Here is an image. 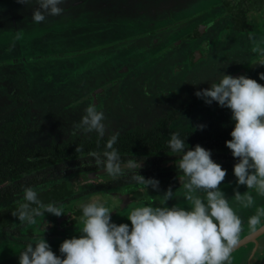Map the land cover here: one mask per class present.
<instances>
[{"label": "rangeland", "instance_id": "374dc122", "mask_svg": "<svg viewBox=\"0 0 264 264\" xmlns=\"http://www.w3.org/2000/svg\"><path fill=\"white\" fill-rule=\"evenodd\" d=\"M150 1L153 4L151 9L144 8L155 16L166 15L173 7L186 8L190 1L198 2ZM145 3V0L138 1L142 6ZM201 3L215 5L213 7L220 10L210 16L190 19L191 22L179 28L178 32L168 36L165 34L157 40L154 39L157 31L149 28L153 22L162 19L151 22L145 18L142 25L141 20L137 22L134 19V15H123L119 7L113 12L115 16H105L106 20L99 26L84 31V21L90 18L61 20L62 28L59 31L47 28L40 31L43 25H33L28 33H20L19 39L16 38L17 30H14L17 33L12 30L0 33V159L13 147L35 149L52 141L96 134H72L74 122L81 119L89 104H94L98 111L105 114L106 135L148 128L181 105H186V108L173 121L176 128L198 127L201 124L207 127L215 118L223 120L231 116L230 109L222 108L216 102L208 105L195 93L210 87L222 73L245 75L264 84L259 75L264 72V64H261L264 62V7L249 12V22L254 27L239 32L234 28L230 14L218 0H204ZM119 14L121 16H117ZM80 23L83 26L79 25L76 32L70 27L64 28ZM138 23L143 27L137 30ZM44 25L52 27L54 23L47 22ZM197 28L201 30L199 33L193 38L187 37L185 30ZM15 41L19 43L15 44L18 48L10 49L8 44ZM87 47L89 49H81ZM14 57L17 60H12ZM201 79L206 80L198 83ZM15 124L24 126V129L16 130L22 131V140L16 144L8 133ZM179 158L180 155L175 154L162 160L160 166L168 172L165 174L176 177L182 175L175 163ZM212 158L223 168L227 167V176L220 188L240 215L241 233H244L249 227L248 218L254 214L255 208L241 209L231 201L237 189V178L233 173L237 160L234 157ZM75 161L56 166V172L61 174L60 179H69L76 189L71 195L75 198L71 200L79 204L98 201L103 190L79 194L77 183L82 181L79 178L90 176L98 181L110 176L99 167L87 175V169H78ZM137 186L142 190L140 201L143 206L162 201V194L166 191L157 192L152 188ZM41 187L39 185L34 189ZM180 187L179 183L176 188H172L177 197L167 201H171L174 206L186 203L181 198L183 189ZM238 190L244 193L247 187L241 185ZM252 194L255 196L254 192ZM23 195L24 192L15 195L1 203L0 207L8 201L22 199ZM255 199L256 206H264V198L255 196ZM25 224L17 220L13 225L21 231ZM76 229L79 230V226ZM18 239L21 240V233L18 237H11L0 232V264H19V252L24 249V245L16 242Z\"/></svg>", "mask_w": 264, "mask_h": 264}, {"label": "clouds", "instance_id": "9594fccd", "mask_svg": "<svg viewBox=\"0 0 264 264\" xmlns=\"http://www.w3.org/2000/svg\"><path fill=\"white\" fill-rule=\"evenodd\" d=\"M17 2L27 6L34 2L31 22L39 24L49 16L62 15L66 0ZM20 36L18 33L16 38ZM259 75L264 80V72ZM195 95L208 105L216 102L231 111L234 128L226 147L237 160L233 167L237 189L231 201L241 209L255 208L248 225L256 231L264 219V206H256L255 199V196L264 198V84L245 75L222 73L210 87L197 90ZM105 119L103 111L89 104L81 119L74 122L72 134L95 132L99 138H104L108 132ZM198 127L203 130L205 125ZM118 136V132L109 136L103 158L97 152L90 153L96 166L113 179L124 175L126 168L134 173L131 179L138 185L159 192L158 179L140 174V160H129L122 167L114 148ZM168 147L171 153L181 154L175 163L182 173L178 176L182 197L190 209L167 206V201L177 197L169 186L162 194L160 205L134 207L126 215L131 221L129 226L113 222V210L92 201L81 205L80 235L65 239L59 256L52 251L44 234H38L19 252V264H232V253L240 243L242 219L220 188L227 170L213 160L210 149L200 144L186 148L185 140L178 133L171 134ZM79 151L77 147L76 152ZM241 185L247 187L246 192L238 190ZM23 191V202L12 211L21 223L34 225L36 218L44 217L45 213L56 217L67 213L62 205L43 203L34 188L27 187Z\"/></svg>", "mask_w": 264, "mask_h": 264}, {"label": "flooded vegetation", "instance_id": "af4514ba", "mask_svg": "<svg viewBox=\"0 0 264 264\" xmlns=\"http://www.w3.org/2000/svg\"><path fill=\"white\" fill-rule=\"evenodd\" d=\"M11 2H5V0H0V33L3 34L4 32H13L18 31V33H28V30L33 25H43L40 27V31H43L44 28L47 29H54V30H60L62 26L60 24L63 22L61 20L66 21L67 18H90L86 19L84 22H86V25L83 26L82 23L80 24H70L66 25L64 28L70 27L73 32H76L79 25L86 27L83 28L84 30H87L88 28L93 29L94 26H99V24L102 23L103 20H106L105 16H115L113 15V12L116 11V8H120V12L124 13L123 15H134V19L140 23L144 21L145 18H149L151 22L154 20H157V18H160L162 20L155 21L151 24L150 30L157 31V37L154 39L157 40L158 38H162L165 36H168V34L173 32H178L179 28H183L184 26L188 25L191 20L194 18H201L203 16L212 15L214 12H217L220 9H215V5H211L208 3L202 4L204 0H197V3H193V1L188 2V6L186 8L182 7H173L172 11H170L168 14H162L159 16H155L149 12H146V9L144 7H147V9H151L152 7V1L145 0L146 3L138 4V1L141 0H66V2L62 5L64 8V12L60 16H49L47 19L39 24H35L31 22L32 18V7H35V3L33 2L31 5L27 6L21 3H18L17 0H10ZM222 5L223 9L230 14L231 20L233 23V15L234 13L232 10L230 11L228 9V6L226 4L227 1H234V0H218ZM236 1V0H235ZM4 6L2 7V5ZM198 4V5H197ZM201 4V5H200ZM197 5V6H196ZM200 5V6H199ZM112 11V13H110ZM85 13V15H84ZM121 16V14L117 15ZM175 17V18H174ZM191 19V20H190ZM171 20V21H169ZM54 21V22H51ZM159 21H163V23H159ZM54 23V26H46L44 23ZM142 24V23H141ZM148 24V23H147ZM147 24H144L145 26ZM143 25V24H142ZM137 24V30L141 29L143 26ZM233 26L235 28V25L233 23ZM5 27V28H3ZM7 28V29H6ZM13 28V29H12ZM129 29V28H128ZM193 29L196 31H191L189 29L185 30L186 33H188L187 37L193 38L195 34L199 33L201 30ZM236 29V28H235ZM17 30V31H14ZM246 31V30H245ZM190 32V33H189ZM243 32V31H239ZM158 33H160V36H158ZM15 44H19L17 41L8 44L10 46V49L18 48ZM7 46V47H9ZM20 48V47H19ZM82 50L89 49L87 48H81ZM2 54V53H1ZM24 57V56H23ZM22 54H21V58ZM17 60V57H14ZM2 59V58H1ZM8 59H5L7 61ZM22 140V139H21ZM54 142H60V141H52ZM50 143V144H51ZM48 145V144H47ZM7 154V153H6ZM175 155V154H174ZM181 155V154H179ZM5 156V155H4ZM3 156V157H4ZM2 157V158H3ZM128 160H143L142 165L146 163V159L144 158H130ZM120 161L122 164V167L124 166V162L128 161ZM95 160L88 159L86 161L81 160V163L78 164V169L85 168L87 169V175H90L93 173L94 169L97 167L96 165L90 168L81 167L84 166L83 164H93ZM59 165V164H57ZM81 167V168H79ZM162 170V168H161ZM164 173L160 176L156 177H148V178H156L160 181V191H165L171 186V188H176L177 185L180 183L178 180V177L175 175H167L168 172L166 170H162ZM126 172H132L125 168L124 175L120 176L117 179H113L112 177H107L98 181H94L93 177L86 176L87 178H79L82 181H79L77 183L78 186V193H86V192H95V191H102L104 192L101 195V198L98 200V202L103 203L106 207H108L110 210H113L111 213L112 221L116 224L121 223H128L129 226H131V221L127 219V214L134 208L138 206H143L142 202L140 201L141 198V187L137 186V183L131 179H126L127 176L125 175ZM54 173L57 174L55 177H49L46 180H43L37 184L31 185L29 187H36L39 185H42L41 189H37L36 191L38 193L44 194L46 190H49L51 188H54L57 186L58 190L60 188V184H65L66 188L73 190V192L69 193L68 195L64 196L61 200L59 197H54L50 200H44L43 197H39L40 200L45 203H54L57 206H63L67 213L60 217H56L52 214L45 213L44 217H37V223L34 225H28L25 224V226H22V230L20 231V228L14 227L13 224L17 223L18 217H14L11 213H9V219L5 220V224L7 225V230L3 231L0 227V232L4 233L6 236L11 237H18L21 233V240L18 239L19 243H22L24 245L23 248L27 246L29 242L34 241V238L39 234L42 236L44 234V238L46 241L50 244L51 249L53 252H55L58 256L60 255V245L65 239H70L73 236H79L80 228L82 227L81 221L82 218V209L81 205L85 204H79L76 203V201L71 200L74 199V196H71L76 192L75 187L72 185V182L69 179H60L61 174L56 172V169L54 170ZM167 173V174H165ZM168 176V177H167ZM57 180L55 182H51L52 180ZM51 182V185H47L45 187V184H48ZM105 183L103 187L93 189H86L90 186H94V184L98 183ZM64 188V186H63ZM86 189L84 192H82ZM24 192V191H22ZM21 192V193H22ZM17 195V194H16ZM12 197L6 198L3 201H0V204L10 200ZM183 196V195H182ZM181 196V198H183ZM102 197L105 199L101 200ZM95 199V198H94ZM21 200V199H20ZM18 200V201H20ZM15 201V202H18ZM14 201H8L6 202L2 207H0V210H2L7 204L13 203ZM89 202V201H87ZM92 202V201H90ZM162 201H156L154 203H151L152 206H158L161 204ZM138 205V206H137ZM168 207H172V202H167ZM35 207V205H33ZM180 207H184L185 209H190V206H188L187 203L184 205H181ZM264 222V219H262L261 223ZM79 226V230L76 229V227ZM24 227V229H23ZM47 227V230L45 231ZM78 230V231H77ZM45 231V233H44ZM251 229L248 227L244 233L240 234V238L247 234ZM23 240V241H22ZM258 245L254 242L250 243H243L239 247H237L233 253H232V264H264V234L261 235L258 238ZM256 246V247H255ZM247 248V249H246Z\"/></svg>", "mask_w": 264, "mask_h": 264}, {"label": "trees", "instance_id": "16d2710c", "mask_svg": "<svg viewBox=\"0 0 264 264\" xmlns=\"http://www.w3.org/2000/svg\"><path fill=\"white\" fill-rule=\"evenodd\" d=\"M226 4L228 9L234 13L233 23L235 28L239 31H245L254 27L253 23L249 22V12L262 9L264 0H234L232 2L227 1ZM183 108L185 109L186 105H181L173 113L164 116L148 128L129 129L125 133L119 134L114 148L118 151L121 161L130 158H144L146 163L139 169L141 175L146 178L162 175L164 173L160 166L162 160L175 154L171 153L168 147V141L172 133H178L180 138L185 140L186 148H194L197 144H200L211 150L212 157H233L231 151L226 147V141L231 139L230 133L234 128L231 116L225 117L223 120L215 118L203 130L193 126L176 128L173 121L179 117ZM11 129L12 131L8 133L13 137V142L15 144L19 143L22 131L17 132L16 130H22L24 126L15 124L12 125ZM109 136L108 134L104 138H99L97 134H91L54 142L35 149L13 147L0 159V201L20 194L25 188L49 177L57 176L54 173L57 164L72 160H76L75 162L80 164L81 160H94L90 156L91 152H97L102 157ZM77 147L80 148L79 152H76ZM83 165L81 167L90 168L96 164L94 162L93 164ZM226 168L224 167V169ZM133 174V172H126V179H131ZM104 184L103 182L94 184V186L92 185L86 189L103 187ZM64 185L60 184L59 190L56 186L46 190L44 194L38 193V196L43 197L44 200H50L54 197H59L62 200L64 196L73 192ZM86 189L84 188L82 192ZM22 202L23 199L9 203L0 210V227L3 231L7 230L5 220L9 219V213L12 214V211Z\"/></svg>", "mask_w": 264, "mask_h": 264}, {"label": "water", "instance_id": "95a60500", "mask_svg": "<svg viewBox=\"0 0 264 264\" xmlns=\"http://www.w3.org/2000/svg\"><path fill=\"white\" fill-rule=\"evenodd\" d=\"M128 161H125L124 165H126ZM140 162L142 164L143 160H140ZM263 234H264V222L257 226V230L256 231H252L251 230L247 234L242 236L240 238V243H239V245L237 247H239L243 243H250V242H254L256 244V246H257L258 245V241H259L258 238L261 235H263Z\"/></svg>", "mask_w": 264, "mask_h": 264}]
</instances>
